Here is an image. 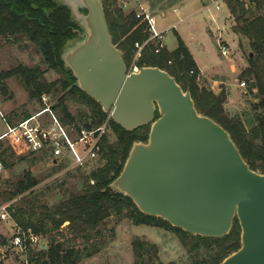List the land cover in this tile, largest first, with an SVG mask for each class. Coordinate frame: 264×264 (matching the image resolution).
I'll return each instance as SVG.
<instances>
[{
    "label": "trees",
    "instance_id": "16d2710c",
    "mask_svg": "<svg viewBox=\"0 0 264 264\" xmlns=\"http://www.w3.org/2000/svg\"><path fill=\"white\" fill-rule=\"evenodd\" d=\"M161 1L150 3L153 7ZM177 1L180 0H168L159 9L164 10ZM224 2L232 20L231 30L237 36L238 46L245 51L247 66L240 72L239 81L245 83L242 94L252 99L248 107L235 115H228L223 108L227 98L223 88L217 94L199 88L195 81L199 70L180 38L172 51L162 47L155 53L153 46H146L134 64L166 70L183 90L190 92L196 110L230 134L249 167L264 173V0ZM102 3L112 43L121 51L127 68L131 69L134 42L147 37L145 24L138 21L133 11L119 8L115 0H102ZM77 29L79 27L71 20L69 9L54 0H0V36L12 44H23L21 48L27 41L47 67L61 74V78L47 81L37 65L20 63L0 71L2 90L5 91L4 80L16 76L29 99L39 101L41 108L38 111L45 106L42 95L61 91L51 109L58 110V119L64 125L73 124L76 129L101 124L108 116L98 102L74 84L75 78L60 58L62 45L77 34ZM67 94L87 112L80 108L75 114L71 113L66 103ZM28 116L30 114H24V118ZM148 130L149 125L126 130L109 118L98 156L83 165L71 167L61 179L33 189L41 178H36L27 169L11 186L0 182V206L7 204L6 210L18 226L47 239L45 248L28 249V264H78L83 257L98 251L95 244L90 250L86 243L98 236L104 237L103 225L110 217L116 222L127 219L135 225L158 226L173 232L184 252L171 264H218L239 247L240 226L236 218L224 236L189 235L161 218L141 213L129 197L110 189L109 184L120 172L131 144L145 141ZM11 147L16 151L27 148L24 141L15 140H12ZM4 151L0 152V163L6 164L2 156ZM31 154L28 150L24 161H28ZM42 159L48 161L47 152L36 160ZM50 165L48 174L66 167L65 162L53 163L52 160ZM63 230L68 237L63 235ZM78 241L82 242L79 247L76 245ZM131 249L132 264H155L158 252L155 243L136 236L131 240ZM0 264H3L1 259Z\"/></svg>",
    "mask_w": 264,
    "mask_h": 264
},
{
    "label": "water",
    "instance_id": "95a60500",
    "mask_svg": "<svg viewBox=\"0 0 264 264\" xmlns=\"http://www.w3.org/2000/svg\"><path fill=\"white\" fill-rule=\"evenodd\" d=\"M54 1L79 27L60 53L74 84L122 128L149 125L110 189L189 235L224 236L236 218L240 245L218 264H264V173L249 167L230 134L199 113L190 92L166 70L127 68L102 0Z\"/></svg>",
    "mask_w": 264,
    "mask_h": 264
},
{
    "label": "rangeland",
    "instance_id": "374dc122",
    "mask_svg": "<svg viewBox=\"0 0 264 264\" xmlns=\"http://www.w3.org/2000/svg\"><path fill=\"white\" fill-rule=\"evenodd\" d=\"M143 1L155 14L156 26L165 29L164 42L168 51H172L177 46V38H180L185 44L199 70L195 80L199 88L212 90L216 94L223 88L227 92L223 108L228 115H235L248 107V102L252 99L242 94L245 86L239 85V74L247 66L245 51L238 46V39L231 30L232 22L230 23L227 19V7L224 0L218 1V7L211 3L204 8L201 7L198 0H189L183 8H178L176 12L167 9L165 15L160 14L162 10L159 7L168 0H162L161 3L158 2L153 7L150 2L157 0ZM172 23L175 25L174 28L171 27ZM217 40H222L227 45V56L221 55ZM26 43L27 47H25ZM26 43H24V48H21L20 46L23 44H12L0 36V71L21 63L29 66L37 65L43 71L47 81L61 78V74L47 67L40 54L34 50L30 43L27 41ZM231 66H234L235 70H232ZM219 79L223 82L220 83ZM4 82L5 91L0 86V110L2 112H0V128L6 127L7 121L12 125L16 124L24 120L25 113L32 115L41 108L38 100L29 99L27 91L16 76L9 77ZM61 94V91H56L45 95L47 105L51 108ZM65 98L71 113L75 114L80 108L87 112V109L71 99L69 94ZM52 111L57 118L60 116L58 110ZM39 118L43 121L47 120V113L40 115ZM65 125L68 128H75L73 124ZM11 143L12 138L0 140V152L5 150L2 156L6 162V164L0 163V182L5 185L11 186L22 177L25 170L30 169L36 178H41L39 184L33 187L36 189L54 179H61L65 172L73 167L66 163L65 168L48 174L51 171L49 155L50 160L38 161L36 159L41 158L43 152L32 153L28 157V161H24V155L29 149L24 150L23 147L18 151L13 150ZM18 156H22V158ZM103 227V238L98 236L86 243L90 250L93 247L92 244H95L98 251L83 257L78 264H132L131 240L136 236L157 245L155 264H171L183 256L184 251L177 237L165 228L135 225L127 219L116 222L114 217L107 219ZM63 232L64 236H69L65 230ZM13 233L11 221L0 219V259L3 264H23L24 257L9 246V240ZM41 241L47 245L46 237H40ZM3 244L7 246L4 248ZM76 245L79 247L82 242L78 241Z\"/></svg>",
    "mask_w": 264,
    "mask_h": 264
},
{
    "label": "built area",
    "instance_id": "2783aa9c",
    "mask_svg": "<svg viewBox=\"0 0 264 264\" xmlns=\"http://www.w3.org/2000/svg\"><path fill=\"white\" fill-rule=\"evenodd\" d=\"M247 1V0H246ZM116 5L123 11H133L139 22L145 24L147 37L143 41L134 42V56L131 69L137 66L134 62L139 58L146 46H153L155 53L164 47V32L156 26L155 15L149 5L143 0H115ZM218 7V5H216ZM217 46L223 56L228 55L227 45L222 40H217ZM171 63V61H168ZM130 69V70H131ZM192 71H190L191 73ZM245 86L243 81L239 82ZM44 108L32 114L16 124H7L5 133L0 138L10 137L16 142L24 141L25 146L32 153L47 152L50 159L57 162H65L71 166L83 165L98 156L101 137L108 128L110 115L98 125L89 127L68 128L54 114L46 103V96L42 95ZM47 113V120H40V115ZM7 205L0 206V219L10 220L14 233L9 240V246L17 250L24 258L23 264H28L27 251L31 248L40 247V237L18 226L9 216ZM7 245L3 244L5 248ZM3 253V252H2Z\"/></svg>",
    "mask_w": 264,
    "mask_h": 264
},
{
    "label": "crops",
    "instance_id": "0c3cea01",
    "mask_svg": "<svg viewBox=\"0 0 264 264\" xmlns=\"http://www.w3.org/2000/svg\"><path fill=\"white\" fill-rule=\"evenodd\" d=\"M187 1H189V0H180V1H177L176 3H174L172 6H170V7H167L166 9H164V10H162L161 12H160V14L161 15H165V12H166V10L167 9H172L173 11H177V9L178 8H183V6L185 5V3L187 2ZM199 1V3H200V5H201V7L202 8H204V7H207L208 5H210L211 3H213L214 4V6L216 7V5H218L219 6V3H218V1L219 0H198ZM154 14V13H153ZM155 15V14H154ZM227 19L230 21V23L232 22V20H231V18L229 17V14H228V12H227ZM157 24V23H156ZM231 25H232V23H231ZM158 26V25H157ZM174 24L172 23L171 24V27L172 28H174ZM159 30H165V29H163V28H158ZM237 37V36H236ZM163 42H164V40H163ZM164 47H165V49L166 50H168L167 49V47H166V44H165V42H164ZM175 48V47H174ZM173 48V49H174ZM231 68H232V70H235V68H234V66H231ZM219 82L221 83V82H223L221 79H219ZM0 112H1V110H0ZM2 113V112H1ZM7 124H10V123H8V121L5 123V126L7 127ZM10 125H12V124H10ZM6 127H1L0 128V136H2L4 133H5V131H6ZM1 139H3V138H0V140Z\"/></svg>",
    "mask_w": 264,
    "mask_h": 264
}]
</instances>
